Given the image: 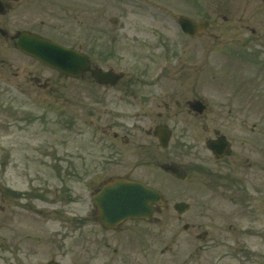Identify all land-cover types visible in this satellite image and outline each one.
<instances>
[{
	"label": "rangeland",
	"instance_id": "374dc122",
	"mask_svg": "<svg viewBox=\"0 0 264 264\" xmlns=\"http://www.w3.org/2000/svg\"><path fill=\"white\" fill-rule=\"evenodd\" d=\"M166 1L178 7H174L175 13L185 10L197 20L204 16L212 19L214 25L209 34L215 37L214 40L217 39L216 43L207 49L199 41H189L182 52L188 54L189 49L196 47L195 62L199 66H205L197 72V79L201 82L202 95L204 98H211V108L221 115L216 116V124H222V112L233 110L239 114L238 118L232 119V123L228 122V127L223 129L237 137L249 138L248 131L239 127L240 123H248L247 127L257 125L256 154L251 158L252 166L242 171L248 174L244 184L245 193L235 196L233 193L234 197H217L203 185L198 186L195 180L179 183L162 173L152 176L151 180L169 202L168 209L156 215L153 224H129L132 225L129 226L132 227L131 232H126L121 239L115 236L119 233H111L107 235V240H116L114 243H134L131 248L135 243H144L143 247L148 250L149 255L148 264H151L155 252H160L161 249H168L161 258L162 264H264V47H254L255 56L261 62L259 64L253 62L252 58L246 59L243 56L248 49L240 52L236 45V38L239 37L236 25H239L237 21L242 13L245 17H250L251 28L263 31L264 0H195L198 2L195 5L193 0ZM22 7L27 19L24 26L34 25L35 30L43 31L59 41L66 32L82 30L84 37L80 45L85 50L93 47L97 31L101 32L99 45L106 48L111 47L112 42L115 43L114 37L117 42L112 47H126L125 44L135 41L131 45L141 51L127 48L124 54L126 58L122 57L123 52L115 55L116 65L121 64L120 69L132 71L134 76L137 72L133 73L136 71L132 70L133 65L143 64V61L151 59V66L145 77L148 78L155 62L149 55L155 51L153 58H156L161 51V47L153 44L154 34H164L160 37L163 41L169 40L168 46H172V43L176 45L179 41L174 27L165 24L157 16L153 17L146 9H138L133 0H34L32 7ZM114 17L119 21L117 27L109 22ZM223 17L228 18L227 23L223 21ZM135 23L137 25L134 26L141 30H138V38H133L135 32L131 26ZM0 45L9 59L16 62L15 65L23 69L29 64L6 41ZM252 50L253 48L250 49V54ZM232 51L234 52L231 53ZM172 53L179 54L176 50H171ZM177 56L179 55L171 56V66L178 59ZM129 64L132 66L128 67ZM31 67L35 75L41 76L43 80L50 79L60 84L61 78L57 72L50 71L35 61H31ZM19 74V79L25 75L24 72ZM173 74L174 72L170 76L163 75L158 80L166 83L174 77ZM35 95H41L43 101L35 99L37 103H31V127L24 131L13 129L0 134V186L9 190L12 195L8 204L0 202V243H3L0 248V264L5 263L3 259H15L11 264H47L50 259H56L60 264H75L79 259L70 248L73 243H77L78 234L71 233L69 228H64L56 221L38 217L29 209L31 188L41 187L54 194L61 187L59 165L52 162L61 159L58 124L61 103L52 98L45 99L46 95L51 94L41 89H36ZM23 106L24 109L29 108L26 102ZM176 122L179 123L176 138L186 142L188 147L184 148L185 152L191 154L183 158L179 155L180 161L188 165L204 163L202 166L206 169L218 167L219 164L215 165L203 145V140L212 136L203 130L206 122L202 121L196 127V121H193L195 126L189 125L190 128L185 130L191 134H182V120ZM208 123L210 128L214 126L211 121ZM194 147L197 148L189 149ZM236 149V153L241 154L242 148L239 145H236ZM70 185L77 186L74 183ZM14 192L15 195L12 194ZM51 199L52 196L44 197L45 201H35V205L46 211L56 207H63L64 210L77 209L76 213L83 216L92 208V203L86 197L81 201L76 200L73 205H62L64 200L50 205L48 201ZM177 202L191 203L192 207L186 214L179 216L173 209ZM186 224L189 229L185 231L183 227ZM86 229L92 230L94 227ZM205 231L208 232L207 238L204 241L197 240L196 236ZM47 236L50 238H45ZM6 243H11V248ZM14 255L15 258H12Z\"/></svg>",
	"mask_w": 264,
	"mask_h": 264
},
{
	"label": "flooded vegetation",
	"instance_id": "af4514ba",
	"mask_svg": "<svg viewBox=\"0 0 264 264\" xmlns=\"http://www.w3.org/2000/svg\"><path fill=\"white\" fill-rule=\"evenodd\" d=\"M1 3L3 8L0 12V28L7 33L6 35L0 33V41L2 43L6 41L12 49L21 54L15 47L27 23L25 12L21 10V7H31L34 0H1ZM237 23L239 37L236 38V45L241 51L248 49L250 52L252 48L254 50V47L260 45L259 42L262 40L264 45V29L262 28V32L252 29L249 25L250 17H245L242 13ZM134 25L137 24L131 26L135 32L133 38L139 35L138 30H140ZM213 38L209 32H203L197 38L189 37L188 40L195 42L199 39L201 45L209 49ZM114 41L117 42L115 37ZM168 41L162 40V43L168 46ZM98 43L97 36L90 50H84L83 46L76 47L75 50L89 57L93 69H102L121 76L118 81L113 80L103 84L93 79L90 72L84 73L78 79L60 74V84L50 79L43 80L31 69V57L21 54L27 59V64L29 63L22 69L15 65L16 62L9 59V56L0 48V131L31 126V103L36 104L35 99L43 101L40 98L41 95H35L36 89L53 95H46L45 99L52 98L61 103L59 114L61 159L52 161L59 165L58 177L61 187L54 194L41 187L31 188V209L45 220L56 221L64 228H69L71 233L78 234L77 243H73L74 246L70 248V251L79 259L75 264H148L149 255L148 250L143 247L144 243H135L131 248L134 243H114L116 240L114 242L107 240V235L111 233H119L115 236L121 239L126 232H131L132 227L129 228V226L145 222L131 220L124 222L115 230L105 228L95 219L99 213L95 208L94 196L104 185L121 178L138 180L154 188L158 186L151 180L152 176L162 173L173 178L163 172L160 166L163 163L172 162L170 159L174 158V155H177L175 158L178 163L182 164L178 156L184 155L183 149L187 146L183 139L174 138L179 128V123L176 121L182 120L184 126L182 134L189 132L185 131L186 128H190L189 125L195 126L193 121H196V127L204 121L206 124L203 125V130L212 134V138H205L204 143L211 139L225 137L234 150L236 145H241V141L223 128H227L228 122L232 123V118L237 119L239 114L229 111L224 113L222 124L214 122L217 112L211 108V98H204L202 95L201 82L197 79V72L205 66L201 64L199 66L195 62L196 47L189 49L188 54H183V49L168 46L167 51L171 56H179L172 66L170 65L171 56L165 59L166 68L158 76L159 78L165 75L170 76L174 72V77L166 83L161 79L150 83V80L145 78L148 72L146 66L137 68L133 65L132 70H136L133 73L137 72L134 76L132 71L120 69L121 64L116 65L114 52H107L97 46ZM132 43L125 44L126 47H120L117 51L127 49ZM171 50H176L179 54H171ZM130 66L132 65L129 64L128 67ZM19 72L25 74L22 79H19L21 75ZM22 102L27 103L28 111H21L25 110ZM199 102L201 110L205 106L203 112L195 109ZM210 121L214 124L211 128L208 123ZM239 126L243 128V123ZM167 128L172 131V137L168 148L164 149L156 130L159 129L161 132ZM254 134L255 128L251 131L253 137ZM231 157L232 159L229 160ZM231 157L222 159L223 161L226 159L225 165L229 162L228 170H240L243 167L241 158L239 157L237 161L234 160L237 155ZM188 170L201 178L207 173L211 174L200 165H187ZM201 182L202 180L197 184ZM73 183L77 186L72 187L70 184ZM49 196H52L51 201H48L50 205L60 200H64L62 205H73L76 200L81 201L83 197H86L92 203V208L88 209L83 216L76 213L78 211L76 208V210H64L63 207H56L46 211L45 208L35 205V201H45L44 197ZM11 198V194L0 186V202L8 204ZM166 204L168 209L167 200ZM156 211L161 214L162 210L156 209ZM89 226L94 229L87 230ZM29 244L31 247V243ZM2 246L3 243H0V248ZM6 246L11 248L12 245L6 243ZM12 258H15V255ZM3 260L4 264H11L15 259ZM54 263L58 264L56 261Z\"/></svg>",
	"mask_w": 264,
	"mask_h": 264
},
{
	"label": "water",
	"instance_id": "95a60500",
	"mask_svg": "<svg viewBox=\"0 0 264 264\" xmlns=\"http://www.w3.org/2000/svg\"><path fill=\"white\" fill-rule=\"evenodd\" d=\"M188 23H183L187 27ZM207 23L196 25L191 23L188 29L189 32H195L198 26H206ZM22 50L39 58L43 62L52 67L63 70L67 67V73L77 76L82 70L86 69V65L80 61L78 64H71L69 60L73 53L66 52L60 47L51 44L45 40L33 36H24L19 44ZM68 60L65 62V55ZM74 57V55H73ZM95 74V72L93 73ZM100 79H105L106 76L101 75ZM213 149L220 152L217 146ZM177 176L186 178L183 171L172 165L169 168ZM102 214L101 221L107 227H115L127 219H150L153 214V204L161 206L164 204L161 195L153 189L146 187L137 182H127L118 180L104 187L101 193L95 198ZM188 209L186 204H179L176 210L180 213Z\"/></svg>",
	"mask_w": 264,
	"mask_h": 264
}]
</instances>
